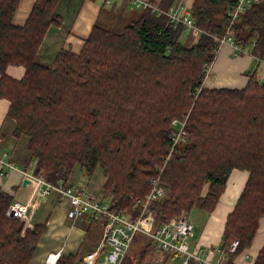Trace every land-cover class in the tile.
<instances>
[{
	"label": "trees",
	"instance_id": "obj_1",
	"mask_svg": "<svg viewBox=\"0 0 264 264\" xmlns=\"http://www.w3.org/2000/svg\"><path fill=\"white\" fill-rule=\"evenodd\" d=\"M19 1L0 0V97L10 101L15 137H28L34 173L68 184L77 163L86 176L101 168V195L137 215L135 198L145 196L166 162L167 191L149 205L159 225L193 208L212 211L232 170L246 169L220 244L224 249L239 240L235 251H225L233 264L264 216V81L253 71L242 87L203 83L216 57L215 36L225 34L237 1L194 0L191 14L208 32L194 41L183 37V24L145 5L121 30L94 23L80 52L62 47L52 64L39 59L38 49L49 26L62 23L61 0H36L21 25L13 22ZM177 1L160 6L168 10ZM231 32L264 58V0L253 2ZM10 64L25 66L22 78L6 72ZM187 114L185 135L173 144L172 121ZM13 201L0 188V264H29L46 221L25 227L24 218L7 213ZM55 264L87 263L78 251L59 255ZM254 264H264V243Z\"/></svg>",
	"mask_w": 264,
	"mask_h": 264
},
{
	"label": "crops",
	"instance_id": "obj_2",
	"mask_svg": "<svg viewBox=\"0 0 264 264\" xmlns=\"http://www.w3.org/2000/svg\"><path fill=\"white\" fill-rule=\"evenodd\" d=\"M162 0H61L57 11L62 16L60 25H50L38 49L39 59L52 64L58 51L69 48L80 52L84 40L91 31L94 23H99L104 11L108 10L111 17L120 19L124 15L137 16L142 12L145 3ZM36 0H20L13 16L15 24L25 23ZM142 3L140 6L137 3ZM194 0H178L173 6L183 4L191 7ZM104 16V15H103ZM102 25V24H100ZM103 26V25H102ZM250 48V46H248ZM256 72L260 80H264V61L246 52H234L230 44H225L216 55L210 72L204 79V86H237L242 87L247 83L249 74ZM6 72L15 77L22 78L25 66L10 64ZM10 101L0 97V156L8 152V158L19 168H29L30 151L27 147V137H15L13 130L15 120L8 116ZM249 171L235 168L232 170L225 191L222 193L216 207L207 212L200 208L190 211V220L193 225V234L190 238V247L209 259L216 260L220 255L218 248L221 244L227 214L233 209L248 178ZM20 169H8L0 166V188L9 192L14 197L13 202L28 203L25 227L33 226L38 222H45L47 228L34 251L29 264H55L59 255L80 252L82 256L87 251L98 247L89 245L84 247L88 234L86 227L91 221L87 215L77 219L67 216L68 201L56 192L49 195L40 193L36 183H24ZM93 177L71 183L86 184L94 195L100 192V180L96 183ZM105 180V178H104ZM103 180V182H104ZM102 182V184H103ZM101 239V238H100ZM264 243V216L259 220V226L251 246L247 247L233 259V264H254L260 248ZM213 249V251H209ZM59 252L58 257L50 253Z\"/></svg>",
	"mask_w": 264,
	"mask_h": 264
},
{
	"label": "built area",
	"instance_id": "obj_3",
	"mask_svg": "<svg viewBox=\"0 0 264 264\" xmlns=\"http://www.w3.org/2000/svg\"><path fill=\"white\" fill-rule=\"evenodd\" d=\"M236 1V4L228 10L230 16L229 28L222 37L215 36L216 40H218L216 55L225 44L233 45L234 49H239L238 52L245 51L250 53L235 42L230 27L240 18L242 11L246 10L256 0ZM137 4L140 6L142 3L139 2ZM145 5H148L154 13L166 14L175 25L183 24L182 35L184 38L191 34L198 36L201 33H208L196 23L191 14V7L179 4L164 10L158 2H147ZM252 42L254 43L255 39ZM257 58L264 61V58ZM213 62L208 70L211 69ZM173 123L178 124L173 133V144H177L185 135L186 119L178 120L175 118ZM36 163L37 159L32 158L29 168L21 169L8 158V152H4L0 156V166L8 169H20L23 177L36 183L40 193L43 195L56 192L60 197L67 199L69 205L67 216L69 218L77 219L80 216L87 215L91 221L99 223L102 236L98 247L84 254L83 258L87 264H121L134 238L139 233L149 237L155 248L165 254H171L177 258L183 257L180 264H190L191 261H194V264H227L222 259L223 253L226 250L235 251L239 244L238 239H232L224 249L218 248L220 255L216 260H213L191 249L190 238L192 237L193 225L188 219L186 211L156 225L149 210V205L153 200L164 196L167 191V187L161 181V171L166 162L162 165L160 174L151 178L150 189L145 196L135 198V203L139 207L137 215H133L127 209L117 208L113 205L110 198L106 201L104 196L93 195L86 184H64L62 181L53 183L43 175L35 174ZM27 210L28 203L12 202L8 207L7 213L12 217L16 216L25 219ZM58 254L59 252L50 253L49 256L54 255L57 258Z\"/></svg>",
	"mask_w": 264,
	"mask_h": 264
},
{
	"label": "rangeland",
	"instance_id": "obj_4",
	"mask_svg": "<svg viewBox=\"0 0 264 264\" xmlns=\"http://www.w3.org/2000/svg\"><path fill=\"white\" fill-rule=\"evenodd\" d=\"M103 15H102L103 18L100 20V24H102L105 27H108L110 29H115V30H121V28L130 19H132L134 17V16H129V15H124L120 19L117 20L116 18L110 16V13L108 10L104 11ZM189 36H188L189 38L187 39L189 41H194L197 38V35H194V34H191ZM217 37H222V36H217ZM252 44H253V42H252ZM232 48H233L235 53L239 51V49H234L233 45H232ZM251 48H248V46L244 47V49L246 51L250 52V54L255 56L256 54L252 53ZM209 72H210V70H208V73ZM262 81H264V80H262ZM187 118H188V114L185 117H183V119H186V121H187ZM176 128H177V126H176ZM24 137H27V136H24ZM27 139H28V137H27ZM82 175H83V168L81 167V165L79 163H77L75 168H74V171L70 177V181L80 182V181H82ZM89 177H93L94 180H92V181H94L95 183L98 180H100L99 186H100V192H101L102 191V189H101L102 182L105 178V176L102 172V169L97 168L96 171L94 172V174L92 176H86V179L89 180ZM96 195L102 196V195H99V192H96ZM105 200L108 201L109 200L108 197H105ZM189 214H190V211L187 210L186 215L188 216V219L190 220ZM83 216H85V215H83ZM190 222H191V220H190ZM191 224H192V222H191ZM86 230H87L88 234L86 236L84 247L85 246L88 247L89 245H96L102 236V230H101L99 223L95 222V221L91 222L89 224V226L86 227ZM192 234H193V231H192ZM150 241H151L150 238L145 236L144 234H140V233L137 234L136 237L134 238L129 250L127 251V253L124 257L122 264H180L183 257L177 258L171 254H169V255L165 254L164 252L155 248L154 245H151L152 243L150 244V249H148L146 259L143 262H140V251L142 249H144L145 247H147V243H149ZM209 251L211 252V251H213V249H210ZM218 257L219 256H217V258ZM222 259L227 263V261H226L227 258H226L225 252L222 255Z\"/></svg>",
	"mask_w": 264,
	"mask_h": 264
},
{
	"label": "bare ground",
	"instance_id": "obj_5",
	"mask_svg": "<svg viewBox=\"0 0 264 264\" xmlns=\"http://www.w3.org/2000/svg\"><path fill=\"white\" fill-rule=\"evenodd\" d=\"M256 1H257V0H256ZM256 1H254V2H256ZM244 11H246V10H243V11H242V14L244 13ZM241 16H242V15H241ZM241 16H240V17H241ZM239 19H240V18H239ZM239 19H238V20H239ZM238 20H237V21H238ZM228 28H229V24L227 25V29H228ZM227 29H226V31H227ZM230 31H231V27H230ZM225 33H226V32H225ZM231 33H232V32H231ZM174 119H175V118H174ZM174 119H173V120H174ZM176 119L181 120V118H176ZM172 123H173V121H172ZM173 125L178 126V124H174V123H173ZM167 157L170 158V154H169Z\"/></svg>",
	"mask_w": 264,
	"mask_h": 264
},
{
	"label": "water",
	"instance_id": "obj_6",
	"mask_svg": "<svg viewBox=\"0 0 264 264\" xmlns=\"http://www.w3.org/2000/svg\"><path fill=\"white\" fill-rule=\"evenodd\" d=\"M27 181H29V179L25 178L23 182L26 183Z\"/></svg>",
	"mask_w": 264,
	"mask_h": 264
}]
</instances>
